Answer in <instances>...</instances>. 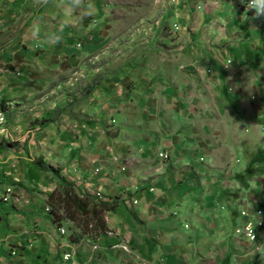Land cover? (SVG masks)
Listing matches in <instances>:
<instances>
[{
	"label": "crops",
	"instance_id": "0c3cea01",
	"mask_svg": "<svg viewBox=\"0 0 264 264\" xmlns=\"http://www.w3.org/2000/svg\"><path fill=\"white\" fill-rule=\"evenodd\" d=\"M86 1L0 0V111L5 116L2 125L9 131V135H2L4 140L0 139V194L4 197L0 202V211L4 214L0 212V220L6 217L11 223L19 220L17 214L9 211L17 207L13 196H5V189L15 185L14 181L21 182L22 205L26 206L23 210L30 211L41 210L40 204H43L32 193H51L59 188L62 178L94 199L101 194V201L109 202L113 196L125 201L122 194L126 192H130L129 197L138 196V204L132 206L135 207L133 216L151 227V235L161 237L160 242L150 238L154 258L163 254L169 264L184 261L185 264H210L211 261L213 264H264V257L253 254L254 246L234 235V228L243 220L237 209L228 207L221 212L211 203L213 198L224 200L218 177L216 189L212 186L204 189L202 184L193 188L192 184L175 182L170 177L167 178L170 185L166 187L165 179L155 185L148 184L141 177L149 175L148 168L144 164L139 168L137 162L136 169L129 168L135 170L136 182H132L127 172L120 171L119 163L120 156L126 153L133 160L140 151L142 155L154 157V147L157 151L169 150L173 145L187 147L188 131L173 133L167 127L152 130L147 124L162 118L171 123L175 118L178 124H184L187 118L199 113L205 117L196 106H193L195 113L192 112L184 101L185 98L192 100L194 95L205 99V84L214 88L210 94L214 99L227 97L241 102L238 100L242 94L234 91L233 86L230 85L234 97L227 94L233 82L242 84L246 95L258 96L263 106V111L259 108L258 111L263 118L257 127L264 132V14L246 9L247 0H152V7L161 10L160 18L157 22L152 17L148 21L139 18V27L125 32L128 57L121 58L115 72L95 81L88 94L69 92L67 102L61 100L66 98L61 92L66 87V79L60 78L61 74L79 65V55L106 54L120 42L110 17L116 8L114 0ZM37 18L45 31L63 26L59 44L46 46L25 38L28 25ZM91 30L92 38L87 40V32ZM164 54L169 58L163 57ZM157 56L164 59L161 62L166 66L159 65ZM177 57L180 60L173 65L171 62ZM226 60H231V64L224 70L222 65ZM132 69L134 76L130 77ZM172 69L180 71L179 76ZM122 82L126 87L121 88ZM137 83L144 85L143 89L148 85L149 91L135 88ZM88 88L84 87L83 92ZM125 88L133 92L126 93ZM71 98L76 101H70ZM124 119L126 123L118 125ZM118 126L132 129L136 139L127 140L122 134L128 130ZM204 147L209 160L218 162L213 149ZM241 151L242 165L251 166L252 159H257L260 170L252 172L264 180V145L259 155L251 154L246 148ZM178 153L179 160H188L189 152L178 150ZM154 172V175L165 173ZM256 178L250 185L236 190L238 195H248L254 205L264 203V188ZM150 186L155 189L151 191ZM194 191L196 195L202 192L204 197L211 194L214 197L206 200V208L197 209L195 205L184 214V203L177 207L175 200L184 199ZM117 207L116 211L107 213V223L114 230L125 229L126 233L132 220L126 210L130 206ZM173 209L177 218L162 220L161 214ZM115 212L122 213L121 218H109ZM181 217L193 221L191 233L183 228L185 222L180 221ZM21 228L26 229L27 225ZM61 234L58 235L61 251H68V235ZM205 238H209L207 242L215 239L217 249L203 263L198 261L200 256L204 257L199 253L204 249L196 252V258L194 254L190 263L189 253L184 250L186 244ZM257 242L264 244V230ZM3 245L0 229V247Z\"/></svg>",
	"mask_w": 264,
	"mask_h": 264
},
{
	"label": "rangeland",
	"instance_id": "374dc122",
	"mask_svg": "<svg viewBox=\"0 0 264 264\" xmlns=\"http://www.w3.org/2000/svg\"><path fill=\"white\" fill-rule=\"evenodd\" d=\"M86 2L87 1L84 0V3ZM114 5L116 8L114 11L112 10L110 17L112 19L114 27L116 28L115 34L119 35H116L117 39H120L119 45L113 50L109 49L106 54L104 52L99 53L97 56L96 54L88 56L86 54L84 56L79 55V65L71 69H66L67 71L62 73L60 76V78H62L63 80L66 79V87L65 89L62 88L61 91L65 94L66 98L61 100L69 102L67 97L69 95V92H79V95L88 94L95 86V81H99L100 77H106L108 74L116 71L117 63H119L123 58L125 60V57H128L130 53L126 52V49L128 48L124 47L127 38L125 32L131 30L134 26V28L139 27V18H144L147 19L146 21H148L149 18L152 17L153 22H157V18H160L161 10L158 9V7H152V0H114ZM95 22L96 20H94V23ZM175 28L177 27L175 26ZM87 36V40H90L92 38V30L89 33L87 32ZM77 45L80 46V44ZM118 51H120V54L118 53ZM164 55L165 56L163 57L169 58L167 54ZM161 60L163 61L164 59H160L157 56L156 61L159 62V65L161 67L166 66L165 63L163 64V62H161ZM179 60L180 58L177 57L176 59H173V62L171 63L173 65H177L176 63H178ZM230 64L231 60H226L222 65L223 69H228L230 67ZM210 70L211 69H207V71ZM173 72L176 74V76H179V74L181 73L180 71L175 70H173ZM129 76H134L133 69L130 71ZM230 85L233 86L234 91L242 94V97L238 100L241 102H236L227 97H223L224 99L221 100L214 99L212 96H210V94L215 91L214 88L208 84H205V99H197L196 95L192 96V100L186 98L184 99L186 106L188 108L190 106L192 112L195 113L193 106H196L201 112L205 114V117L200 116V114L202 113H199L196 116L187 118V121L184 124H178L175 118L172 119L173 123L168 122L165 118H162L160 121L156 120L151 124H147L152 130H159L160 127H167L172 130L173 133H177V131H180L181 133H187L186 131H188L187 134L189 136L185 137V139H188V143L185 144L187 147L179 145L181 144L180 142H178V147L177 145H173V147L169 150H167V148H163L164 150L157 151L156 147H154V157L153 155H142L143 153H141L140 151L138 156H136L133 160L129 156V153L123 154V156H120L119 159L120 171H122V173L127 172L129 177L132 179V182H136V175L134 174L135 170L129 168L135 167L136 169L137 163L139 164L138 167L141 168L142 164H144V167L148 168L146 171L149 175H142L141 177H144L143 179L147 180L148 184L152 183L154 185L156 182H161L162 179H165L163 183L166 182V187L170 185L168 184L169 181H167L168 177L173 178L175 182H187L189 184H192L193 188L199 187L200 184H202L203 187L206 186L208 189L211 186L216 189L215 184L217 183V180H219V186H221L223 190V201L214 200L213 194L204 197V194L202 195V192L199 195H196V192L194 191V193H189L188 196L184 197V199L182 198L178 201L175 200L176 206L180 207L181 204L184 203L183 212L184 214H186V212H189L190 209H193L195 205L197 209L201 207L206 208V200L213 198L211 203L214 202L219 211L223 212L226 210V208L229 207L232 209H237L240 216L242 215V212L245 211L248 215L247 219H250V225L255 226L257 224V221L263 219L264 217V203L255 204V206L254 204H252L253 202L250 200V197H248V195H238L236 193V190L250 185V182H252L254 177L256 176V180L258 181L259 185L264 188L263 178L259 179V175L256 174L258 173V162L255 161L257 159H252L253 164L251 166L248 165L249 163H245V165L243 166L242 160L239 157L242 155L241 150L244 148H246V151L249 150L253 155H259L261 147L264 145V132H260V129H258L257 127V124L262 121L263 118L260 112L263 111V106L259 104L261 102L260 100H258V96H256L255 94L246 95L243 85H238L237 82L230 83L227 88V94L230 97H234V93ZM121 86V88L126 87L124 82L121 83ZM137 86H139L140 89L144 85L140 86L137 83L135 88H137ZM201 86H203L204 88V85ZM84 87L89 88L85 90V92H83ZM145 89L149 91L148 85H146V88H144L143 90ZM125 91L126 93L127 91L131 93L133 92V90L129 88H125ZM79 95L77 98H79ZM72 98L70 99V101H76L75 98ZM258 108L260 109V111H258ZM257 113L259 114V116ZM256 114L258 117H256ZM55 117H57V115H53V118ZM4 122L5 116L0 111V139H3L2 135H9V131H7V128L2 125ZM123 122L126 123L125 119L119 121L118 125L123 124ZM147 125H145V132ZM204 126L206 128H204ZM118 128L127 129L123 126H118ZM127 130L129 132L125 131L122 136H126L127 140H131L133 142L136 137L132 134V129ZM143 138L145 137H142L140 139ZM7 140H9V138ZM204 145L209 146V148L213 149L218 162L209 160V154L208 152H206L207 148L204 147ZM178 150L179 152H189V158L187 161L179 160L181 157L178 153ZM253 170H256V173L252 172ZM154 171L165 173H163L164 175H154V173H156ZM172 172L174 175H166V173L169 174ZM65 183L68 184L69 182L66 181ZM14 184L15 185L7 187L5 189V196H7L8 194L13 196L12 201L14 202V204L17 203V207L15 211H12L11 208H9V211L12 212V214H17V218L19 220H16L13 223H11V220L8 221L9 218L7 217L0 220V224H2V227L0 229H2L4 241L3 247H0V264L170 263V261L168 263V260L166 261V259H164L165 257L163 254L162 256L164 258L162 256H156V258H154V255H152L153 253L150 249V245L152 242L150 238L154 239V241L155 239L159 240L160 242L161 237L155 234L151 235V227H149L143 221L141 222L140 220H138L137 217L133 216L134 213L132 211L133 209H135V207L133 208L132 206L138 204V196L133 195L132 197H129L130 192L123 193L122 195H125V201L121 197L119 198V196H113L109 200V202L111 204L115 203L116 205L113 210L106 212L105 227L102 229L103 231L98 234H96L97 232L95 230L88 231L87 233L84 232V236L76 241L75 237L73 236L75 234L73 233H80L82 230V226L76 224V221H72L64 215L62 207L54 203V199H49V192H47L46 194L42 193L41 191H39L40 194L33 192V198L37 196L43 202V204H40V206H42L41 210L30 209V211H24L23 209H25L24 207L26 206L22 205L23 202L21 199L23 186L19 181H14ZM73 187L76 191L78 190L79 196L89 195L86 191L81 190L79 187L75 185H73ZM234 187L235 191L232 190V188ZM60 188L61 186H59L58 189ZM149 188L151 190L152 187L150 186ZM154 189L155 187H153V190ZM204 189L206 188L204 187ZM100 197L95 196V200L101 201L99 199ZM2 199H4V197L0 194V202ZM122 204L132 207H128V209H126L132 216L131 225L126 230V233L125 229L114 230L109 227L107 223L108 218L106 217L107 213L116 211V209L118 208L117 206ZM260 211H262V213ZM25 212L28 213V217ZM52 212L55 213L54 216L51 214ZM176 214L177 213L174 209L165 210L164 213L161 214V216L163 217L162 220H175L177 218ZM2 215L4 214L2 213ZM119 216L121 218L122 213H120L119 215V213L115 212L111 214L109 218H117ZM180 219L179 220L181 222H183L182 220H184L185 222L182 223L184 226L183 228L191 233L193 227L195 226L193 224V221L189 217H181ZM50 223L52 225H50ZM23 224L27 225L26 229L21 228V225ZM53 224L55 226H53ZM60 229H63L64 231L61 235H68L67 241L70 247L68 251L64 252L70 253L71 258L69 260L63 259L64 252L61 251V244L59 243L58 238L59 233H61ZM13 236H16L17 239L14 240ZM208 239L209 238H205L199 241L197 240L193 242L194 244H186V249L184 250L185 252L189 253L190 263L192 260V256L195 254L196 258V252L202 251L203 249L204 251H202V253H199L203 254L204 257L200 256L201 259L198 262L203 263L207 259H210L212 251L214 252L217 249V243L215 242V239H211L210 242H207ZM89 241L95 242L98 248L95 250L92 249V243L90 244ZM159 244L162 245L161 243ZM159 248L161 251H163L162 247ZM37 260L40 262H38ZM185 262L186 261H184L183 264H185ZM209 263L213 264L212 261Z\"/></svg>",
	"mask_w": 264,
	"mask_h": 264
},
{
	"label": "trees",
	"instance_id": "16d2710c",
	"mask_svg": "<svg viewBox=\"0 0 264 264\" xmlns=\"http://www.w3.org/2000/svg\"><path fill=\"white\" fill-rule=\"evenodd\" d=\"M65 182L61 179V188L52 191L48 197L62 207L66 217L82 226L80 233H73L76 241L84 236V232L95 230L96 234L101 233L105 227L106 212L113 210L116 204L96 201L91 195L92 198L89 195L79 196L78 190L76 191L72 184ZM51 214L54 216L55 213Z\"/></svg>",
	"mask_w": 264,
	"mask_h": 264
},
{
	"label": "clouds",
	"instance_id": "9594fccd",
	"mask_svg": "<svg viewBox=\"0 0 264 264\" xmlns=\"http://www.w3.org/2000/svg\"><path fill=\"white\" fill-rule=\"evenodd\" d=\"M245 7L246 9H252L255 14H264V0H247ZM62 28L63 26L60 25L55 30L45 31L37 18L28 25L25 38L42 45L55 46L62 40ZM253 254L264 257V244H254Z\"/></svg>",
	"mask_w": 264,
	"mask_h": 264
},
{
	"label": "built area",
	"instance_id": "2783aa9c",
	"mask_svg": "<svg viewBox=\"0 0 264 264\" xmlns=\"http://www.w3.org/2000/svg\"><path fill=\"white\" fill-rule=\"evenodd\" d=\"M151 190H153V187L151 188ZM260 212L262 213V211H260ZM241 216L243 217V221L240 225H238L234 229V234L237 237L242 238L244 241L249 243L251 246H254V244H259L257 242V239L260 236L261 231L264 230V217H263V219H260L259 221H257V224L255 226H251L250 225V219H247V216H248L247 212L243 211ZM60 232L63 233L64 232L63 229H60ZM252 236L254 238L253 240H252ZM89 243L90 244L92 243L91 244L92 249L95 250L98 248V246L95 242L89 241ZM70 258H71L70 253L64 252L63 259L69 260Z\"/></svg>",
	"mask_w": 264,
	"mask_h": 264
},
{
	"label": "bare ground",
	"instance_id": "6f19581e",
	"mask_svg": "<svg viewBox=\"0 0 264 264\" xmlns=\"http://www.w3.org/2000/svg\"><path fill=\"white\" fill-rule=\"evenodd\" d=\"M203 159V158H202Z\"/></svg>",
	"mask_w": 264,
	"mask_h": 264
}]
</instances>
